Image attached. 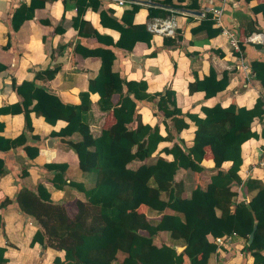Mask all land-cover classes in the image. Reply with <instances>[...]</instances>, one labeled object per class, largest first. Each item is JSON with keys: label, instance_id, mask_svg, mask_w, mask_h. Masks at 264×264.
<instances>
[{"label": "trees", "instance_id": "16d2710c", "mask_svg": "<svg viewBox=\"0 0 264 264\" xmlns=\"http://www.w3.org/2000/svg\"><path fill=\"white\" fill-rule=\"evenodd\" d=\"M48 1L53 0H32L29 5H20L13 13V29L17 30L22 23L34 18L35 9L44 7ZM198 2L164 0V4L174 10H194L198 8ZM76 3L78 14L73 19V26L81 37H96L100 44L87 47L78 43L75 51L83 57L101 60L97 76L90 80L88 90L80 93L81 102L66 103L54 90L39 84V81L56 77L61 67L55 66L36 72L32 81L20 85L14 83L21 99L0 111L23 113L29 131L32 130V113L52 125L59 120L66 121L67 125L59 132H53V136L81 135V140L66 144L78 155L81 171L95 174V184L87 188L79 182H68L66 164H47L46 168L55 173L51 179L54 188L74 187L84 194L85 202H77L75 217L68 215L62 203L54 202L42 184L35 191L23 187L14 200L6 198L2 208L15 204L21 213L35 219L39 229L32 244L38 242L65 251L64 260L56 258V264H210L220 246L217 239L233 236L246 240L243 251L253 256L254 264H264V184L252 178L243 181L239 176L243 164L241 146L260 137L253 131L252 124L255 119L264 118V94L252 108L235 103L228 107L217 104L211 108L203 107L205 117L183 113L171 90L150 93L145 80H127L121 72L113 70L115 60L121 57V49L132 51L140 41L151 44L153 34L147 25L134 24L141 6L133 5L117 18L113 10L100 9L99 0H76ZM88 8L99 11L103 26L120 33L117 42L88 26L83 19ZM259 9L264 10V5ZM149 15L167 17L171 12L150 8ZM214 22L213 13H207L201 25L210 32L211 38L222 32L220 27L212 28ZM181 40L180 32L175 37L166 36L164 48L179 46ZM239 42L240 49H244V43ZM250 65L264 90V60H254ZM228 84V73L217 79L215 71H211L203 80L196 79L191 83L190 91H205L207 97H212L224 91ZM91 93L99 94V110L112 114L115 120L110 126L101 128L97 136L93 134L90 122ZM114 96L119 98L117 103L113 101ZM142 104L162 116L165 136L160 133L159 125L151 126L141 121L138 108ZM186 117L196 126L194 143L190 147L179 137L189 128ZM35 139L39 137L35 136ZM162 142H172V146L163 149L173 157L172 160L154 157ZM27 143L26 132L14 139L0 136L1 151L23 147L29 158L34 159L39 155V148ZM207 150L215 163L211 181L199 179L190 198H184V186L176 176L181 168L199 176L204 173L202 162L207 157ZM135 161L141 164L130 168ZM228 161L232 165L224 169L222 165ZM4 172L0 159V174ZM26 174L24 172V176ZM242 184L249 193H254L250 200H236L238 193L233 187ZM149 216L161 218L150 219ZM256 224L254 240L248 245ZM3 226L1 214L0 228ZM161 232L170 233L172 240L181 241L185 249L178 252L176 246L166 242L158 246L155 239ZM209 236L214 240L210 241ZM5 252V248H0V264L7 262Z\"/></svg>", "mask_w": 264, "mask_h": 264}, {"label": "crops", "instance_id": "0c3cea01", "mask_svg": "<svg viewBox=\"0 0 264 264\" xmlns=\"http://www.w3.org/2000/svg\"><path fill=\"white\" fill-rule=\"evenodd\" d=\"M31 1L0 0V109L20 101L14 83L20 85L24 81H32L36 72L55 66L61 67L56 77L39 81V84L54 90L64 102L79 104L80 93L88 90L90 80L97 76L101 60L98 57H83L75 51V46L81 43L83 46L95 47L100 43L96 37H81L73 26V19L78 14L76 0L48 1L44 7L35 9L34 18L14 30L13 13L20 5H29ZM99 1L100 9L113 10V15L117 18L133 5H140L141 8L134 17V24L147 25L148 31L155 20H174L176 35L180 32L182 36L179 46L166 49V36L152 33L150 45L140 41L132 51L121 49V57L115 60L113 70L121 72L127 80H145L150 93L171 90L175 93L177 105L183 113L205 117L203 107L211 108L217 104L228 107L235 103L240 107L252 108L264 94L262 85L250 65L254 60H264V10L259 9V6L264 5V0H199L197 9L181 8L175 10L176 12H172L174 9L165 5L164 0ZM218 7L223 10L221 23L214 22L212 28L220 27L222 32L211 38L210 32L202 29L201 25L206 14ZM150 8L164 9L170 11L171 15L151 17ZM83 19L88 26L102 35L110 36L114 42L119 39L120 33L117 30L102 25L99 11L88 8ZM253 36L261 38L250 41ZM234 39L242 41L245 48L238 51L232 43ZM246 64L248 66L244 67ZM211 71H215L217 79H221L225 72L229 74L227 88L212 97H207L205 91L191 92L190 84L196 79L203 80ZM90 99L91 129L97 136L101 128L110 126L115 120L112 114L99 110V94L91 93ZM118 100V96L113 97L114 103ZM138 112L144 124L159 125L160 133L164 136L167 134L162 116L154 114L148 105H140ZM185 120L189 128L183 130L179 137L190 147L194 143L196 126L188 117ZM31 121L32 130L29 131L26 130L23 113L4 114L0 111V127H3L0 128L1 137L14 139L26 132L27 145L39 148V155L34 159L29 158L23 147L9 151L0 150V159L5 170L0 174V215L2 214L4 219V226L0 228V248L6 249L5 264H56V258L61 261L65 258L64 250L38 242L32 244L39 225L34 218L21 213L15 204L2 208L6 198L14 200L23 187L35 191L37 186L42 184L50 192L51 199L62 203L68 215L75 217L78 213L77 202H85L84 194L74 187H67L65 190L54 188L51 179L55 173L48 170L46 165L66 164L68 182H79L87 188L95 184V174L81 171L78 155L66 144L67 141L81 140L79 133L60 138L53 136V132L63 129L67 125L66 121L59 120L52 125L35 113L31 114ZM252 129L260 137L252 138L241 146L243 164L239 176L243 181L252 178L264 184V118L255 119ZM35 136L39 139H35ZM170 146L172 142H162L154 157L161 156L172 160L171 155L163 152L164 148ZM210 154L207 150V157L202 162L205 170L200 176L186 168L179 170L176 180L184 186V198H190L199 179L210 183L211 175L215 172V163ZM140 164L141 162L135 161L130 164V168L134 169ZM231 165L232 162L228 161L223 163L222 167L228 169ZM24 172H27L25 176ZM246 190L243 184L233 187V191L238 193L237 201L252 198L254 193ZM149 218L158 220L161 216ZM142 233L146 234L144 231ZM209 240L214 239L209 236ZM164 242L176 247L182 246L181 241L174 242L168 232H161L155 239L158 246ZM246 243L244 238L238 236L223 239L217 252L212 255L210 264H254L253 256L243 251Z\"/></svg>", "mask_w": 264, "mask_h": 264}, {"label": "built area", "instance_id": "2783aa9c", "mask_svg": "<svg viewBox=\"0 0 264 264\" xmlns=\"http://www.w3.org/2000/svg\"><path fill=\"white\" fill-rule=\"evenodd\" d=\"M223 2H226L227 0H222ZM123 3V2H122ZM172 12H176L175 10H172ZM211 13H213V18L215 20V22L217 23H221V15L223 13V10L218 7V8H213ZM150 31L151 33H159V34H164L165 36H169V37H175L176 35V23L174 22V20H168V19H158L155 20V22L153 24H151L150 26ZM261 37L260 36H253L250 38V41H257L259 40ZM234 47L239 51L240 50V46H239V42L234 39V41L232 42ZM248 65H244V67H247ZM217 242L219 244H221L223 242L222 238L217 239Z\"/></svg>", "mask_w": 264, "mask_h": 264}, {"label": "water", "instance_id": "95a60500", "mask_svg": "<svg viewBox=\"0 0 264 264\" xmlns=\"http://www.w3.org/2000/svg\"><path fill=\"white\" fill-rule=\"evenodd\" d=\"M256 230H257V224L254 226L253 231L249 236L248 245H250L253 242ZM176 249L178 252H181L185 249V247L180 246V247H176Z\"/></svg>", "mask_w": 264, "mask_h": 264}]
</instances>
